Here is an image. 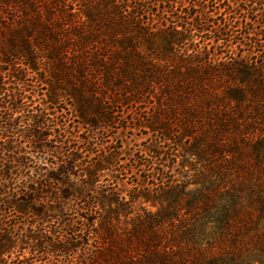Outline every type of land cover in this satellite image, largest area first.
Segmentation results:
<instances>
[{"label":"trees","instance_id":"obj_1","mask_svg":"<svg viewBox=\"0 0 264 264\" xmlns=\"http://www.w3.org/2000/svg\"><path fill=\"white\" fill-rule=\"evenodd\" d=\"M137 1L0 0V264H264V0H221L248 17L214 30ZM147 105L157 181L123 194L88 147Z\"/></svg>","mask_w":264,"mask_h":264},{"label":"rangeland","instance_id":"obj_2","mask_svg":"<svg viewBox=\"0 0 264 264\" xmlns=\"http://www.w3.org/2000/svg\"><path fill=\"white\" fill-rule=\"evenodd\" d=\"M133 2V0H131ZM182 3V8L180 12H178L180 18L185 17L186 14L191 12L193 15L198 14V12H205L208 16L209 25L208 28L210 30H214L217 27V24L221 20L231 21L235 18H238V21L247 20V13L244 11H237L236 9L231 7L229 2H224L221 0H177ZM137 2H140L139 0ZM151 5V4H149ZM231 11H233L231 13ZM236 13V14H235ZM253 15H249V17H253ZM258 17H254V20H257ZM183 20V18H182ZM252 27V26H251ZM245 28H243L242 33H244ZM206 39L211 38L209 42V46H213L215 49V53H222L218 47H214L218 45L213 41L214 36L212 33L206 32L204 34ZM240 37V36H239ZM232 47L233 50L238 53L239 52V41H234ZM244 43V41H243ZM208 46V47H209ZM1 67V66H0ZM7 68V66H2V70ZM36 77L46 79L47 76L44 72L39 73V75L32 73L27 78V84H34L36 82ZM8 82V81H7ZM30 92L37 99V102H46V92L47 86L44 84L35 85L34 87H30ZM72 103L69 100L59 101L57 106H47L48 111L53 114V116H58L61 128H65L67 133H70L72 136H78L79 142H84V137H87L86 129L79 123H77L74 119L72 113ZM43 106V107H45ZM40 108L41 105H40ZM150 106L147 105L143 108H117L115 107L113 112V116L115 118V122L106 130V134L104 136H100L96 143L97 146L88 147L92 149V152L104 153L114 152L116 154V162L114 166V170L112 172V178L115 180V184L117 189L121 191L123 194H131L134 190H137L138 185H143L145 188L153 187L152 182L157 181V179H152L151 174L145 171V166H148L152 162V153L150 152V148H152L155 139L158 137L156 133L150 130L149 122H150ZM120 110V111H119ZM63 124V126H62ZM91 155V158L94 160H98L97 155ZM155 162H164L160 157L154 158ZM90 160V159H89ZM167 164V163H165ZM144 168V169H143ZM160 177H158L159 179ZM110 179V177H109ZM156 183V182H155ZM83 202V201H82ZM81 202V203H82ZM83 204V203H82ZM23 227V226H22ZM17 228L18 231H21V228ZM24 228V227H23Z\"/></svg>","mask_w":264,"mask_h":264}]
</instances>
